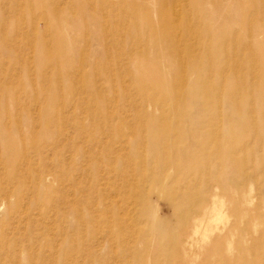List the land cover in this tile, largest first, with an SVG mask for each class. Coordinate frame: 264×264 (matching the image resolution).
<instances>
[{
	"label": "rangeland",
	"instance_id": "rangeland-1",
	"mask_svg": "<svg viewBox=\"0 0 264 264\" xmlns=\"http://www.w3.org/2000/svg\"><path fill=\"white\" fill-rule=\"evenodd\" d=\"M0 264H264V0H0Z\"/></svg>",
	"mask_w": 264,
	"mask_h": 264
},
{
	"label": "bare ground",
	"instance_id": "bare-ground-1",
	"mask_svg": "<svg viewBox=\"0 0 264 264\" xmlns=\"http://www.w3.org/2000/svg\"><path fill=\"white\" fill-rule=\"evenodd\" d=\"M155 10V9H154ZM216 39V37L215 36H213V42H212V45L214 44V43H216L214 40ZM215 45V44H214ZM213 59H214V57H213Z\"/></svg>",
	"mask_w": 264,
	"mask_h": 264
}]
</instances>
